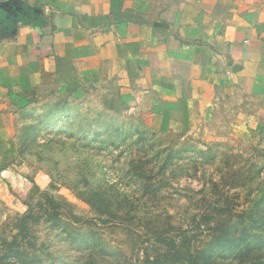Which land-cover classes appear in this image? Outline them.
Wrapping results in <instances>:
<instances>
[{
  "label": "rangeland",
  "instance_id": "rangeland-1",
  "mask_svg": "<svg viewBox=\"0 0 264 264\" xmlns=\"http://www.w3.org/2000/svg\"><path fill=\"white\" fill-rule=\"evenodd\" d=\"M114 101L52 82L7 105L0 264H264V98L164 131Z\"/></svg>",
  "mask_w": 264,
  "mask_h": 264
},
{
  "label": "crops",
  "instance_id": "crops-1",
  "mask_svg": "<svg viewBox=\"0 0 264 264\" xmlns=\"http://www.w3.org/2000/svg\"><path fill=\"white\" fill-rule=\"evenodd\" d=\"M52 82L105 88L150 130L186 129L264 98V0H0V162L7 105Z\"/></svg>",
  "mask_w": 264,
  "mask_h": 264
},
{
  "label": "trees",
  "instance_id": "trees-1",
  "mask_svg": "<svg viewBox=\"0 0 264 264\" xmlns=\"http://www.w3.org/2000/svg\"><path fill=\"white\" fill-rule=\"evenodd\" d=\"M67 208H68V207H67ZM70 213H71V212H70ZM71 218H72V220H73L74 222H76V223H79V222L82 221V220H81V217H78V216H75V215H72Z\"/></svg>",
  "mask_w": 264,
  "mask_h": 264
}]
</instances>
